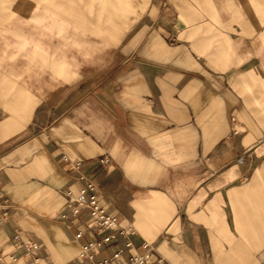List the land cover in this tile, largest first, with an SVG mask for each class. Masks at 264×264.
Returning <instances> with one entry per match:
<instances>
[{"label": "crops", "instance_id": "1", "mask_svg": "<svg viewBox=\"0 0 264 264\" xmlns=\"http://www.w3.org/2000/svg\"><path fill=\"white\" fill-rule=\"evenodd\" d=\"M25 21L34 44L0 71V264H32L17 231L39 264H87L108 235L63 223L83 186L65 158L134 226L122 261L149 243L264 264V0H41Z\"/></svg>", "mask_w": 264, "mask_h": 264}, {"label": "built area", "instance_id": "2", "mask_svg": "<svg viewBox=\"0 0 264 264\" xmlns=\"http://www.w3.org/2000/svg\"><path fill=\"white\" fill-rule=\"evenodd\" d=\"M65 159L69 162L70 169L78 173V180L83 182V186L77 195L68 194L71 208L67 214L62 216L63 223L69 229L76 227L75 238L77 240H82L85 236L84 230L79 226L84 214L89 216L90 223L95 228L108 232V235L103 238L83 243L80 258L87 264H112L113 262H117V264H169L165 258L156 254L154 247L149 243L143 244V253L131 256L126 262L121 260L122 256L134 247L131 241V236L135 234L134 226L132 224L122 225L117 216L112 215L101 205L98 186L94 180L84 174L80 161L71 162L67 158ZM101 162L108 163V159L104 158ZM1 208L0 203V210ZM7 220L8 213L3 212L0 215V222ZM119 237L125 240V245L116 248L110 256L98 259L102 250L107 246L112 247ZM14 238L24 254L32 259V264H39L38 251L40 244L33 240H23L18 231ZM13 260L16 261V258L13 257ZM0 262L4 263L1 255Z\"/></svg>", "mask_w": 264, "mask_h": 264}, {"label": "rangeland", "instance_id": "3", "mask_svg": "<svg viewBox=\"0 0 264 264\" xmlns=\"http://www.w3.org/2000/svg\"><path fill=\"white\" fill-rule=\"evenodd\" d=\"M35 3L40 6L41 0H0V71L2 62L23 59L25 47L33 46L25 17L32 15Z\"/></svg>", "mask_w": 264, "mask_h": 264}]
</instances>
